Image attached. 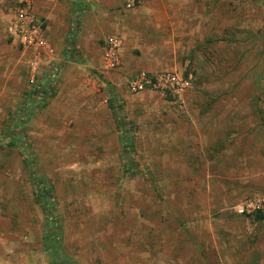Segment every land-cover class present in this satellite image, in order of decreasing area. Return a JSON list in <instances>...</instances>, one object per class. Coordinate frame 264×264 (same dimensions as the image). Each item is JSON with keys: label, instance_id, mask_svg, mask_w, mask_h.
I'll use <instances>...</instances> for the list:
<instances>
[{"label": "rangeland", "instance_id": "obj_1", "mask_svg": "<svg viewBox=\"0 0 264 264\" xmlns=\"http://www.w3.org/2000/svg\"><path fill=\"white\" fill-rule=\"evenodd\" d=\"M18 2L0 10V219H38L49 264H264V0H70L74 28L39 49L7 36ZM229 118L255 124L222 134Z\"/></svg>", "mask_w": 264, "mask_h": 264}, {"label": "crops", "instance_id": "obj_2", "mask_svg": "<svg viewBox=\"0 0 264 264\" xmlns=\"http://www.w3.org/2000/svg\"><path fill=\"white\" fill-rule=\"evenodd\" d=\"M11 1L13 0H0V10H6ZM77 1L80 2V4L84 3L89 5L90 2H92V0ZM101 1L105 3L106 0ZM107 1L109 3V0ZM104 3L103 5L98 4L97 2L95 4L91 3L92 7H90L95 11L98 9L103 11ZM82 6L84 7L85 5ZM70 8V0H34L33 12H35L37 17L42 19L45 23L44 38L46 39L47 47L54 46L52 40H63L67 30L72 31L74 28L75 23H73V19L70 21ZM87 16L83 19L84 21L82 23L81 31L86 30L87 28L85 26L89 25V22H91ZM101 16L102 15L100 14V20L102 21L103 17ZM86 35L83 36V43L85 42ZM219 124V127H223L222 129H224L221 130L222 134H230V136H233L234 134L232 130L227 131L225 129L228 127L252 126L255 122L247 120L236 121V119L229 118L224 120V122H219ZM259 134L260 133L257 132L255 135L259 136ZM261 134V136H264V130ZM14 203L18 204L17 202H7L6 204L10 205ZM0 204L4 203L0 202ZM14 218L17 220L20 219V222H16V225L0 228V264H49L45 261L41 262V228L38 226V219L34 221L35 218L32 216L27 215L24 217L23 215H18L13 217L11 222H14ZM11 222L6 221L5 217L2 218V220L0 219V224H8Z\"/></svg>", "mask_w": 264, "mask_h": 264}, {"label": "built area", "instance_id": "obj_3", "mask_svg": "<svg viewBox=\"0 0 264 264\" xmlns=\"http://www.w3.org/2000/svg\"><path fill=\"white\" fill-rule=\"evenodd\" d=\"M136 0H128L127 8H130ZM34 0H19L13 16L7 24L6 33L8 38L16 42L22 49H39L47 46L44 38L45 23L33 12ZM120 42L116 37L107 39L105 49V59L108 68L114 66L116 59V49ZM34 79L31 80V83ZM150 83L144 72L140 73L137 78L130 83L132 91H142L145 84Z\"/></svg>", "mask_w": 264, "mask_h": 264}, {"label": "trees", "instance_id": "obj_4", "mask_svg": "<svg viewBox=\"0 0 264 264\" xmlns=\"http://www.w3.org/2000/svg\"><path fill=\"white\" fill-rule=\"evenodd\" d=\"M45 91V92H44ZM48 91V89L47 88H45V89H43V91H37L36 90V92L38 93V95L40 94L41 95V97H42V95H43V92L46 94V92ZM31 96V95H30ZM33 101H35V99L33 100ZM109 107H110V109L111 110H113L114 109V107L112 106V103H110V105H109ZM114 111V110H113ZM126 143L124 142V144H123V150H124V152H125V158H126V163H125V167H127V169L128 168H131L130 167V164H131V159L130 158H128V156H126V154H128V151H127V149H125L126 148ZM39 189H41V188H39ZM46 191L45 190H40V200L41 201H46L47 202V196H46ZM45 211H46V208H45ZM261 217V216H260ZM47 218H49V214H47Z\"/></svg>", "mask_w": 264, "mask_h": 264}]
</instances>
